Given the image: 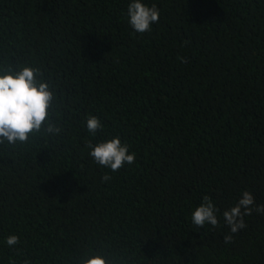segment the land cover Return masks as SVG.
I'll return each mask as SVG.
<instances>
[{
	"label": "trees",
	"instance_id": "trees-1",
	"mask_svg": "<svg viewBox=\"0 0 264 264\" xmlns=\"http://www.w3.org/2000/svg\"><path fill=\"white\" fill-rule=\"evenodd\" d=\"M131 2L0 0V69L40 68L61 128L0 144V264H264V0H142L143 34ZM116 137L135 161L113 172L87 144ZM204 196L216 227L192 223Z\"/></svg>",
	"mask_w": 264,
	"mask_h": 264
},
{
	"label": "clouds",
	"instance_id": "clouds-1",
	"mask_svg": "<svg viewBox=\"0 0 264 264\" xmlns=\"http://www.w3.org/2000/svg\"><path fill=\"white\" fill-rule=\"evenodd\" d=\"M128 23L138 33L151 30V26L159 22L160 12L155 4L148 6L142 0H132L128 7ZM182 63H187L186 57L179 58ZM0 144L7 142L10 145L24 144L30 136L41 133L59 134L60 127L51 122L50 108L55 99L54 92L49 83L43 79V73L38 67L17 66L0 69ZM46 121L47 124H46ZM87 131L93 136L102 128L96 116H90L86 122ZM89 155L94 162L102 168H109L113 172L120 170L125 164H133L135 153L129 154L128 146L121 143L119 137L93 145L88 142ZM111 179L108 174L102 180ZM204 203L192 213V223L197 227L205 224L218 226L219 221L215 214L218 209L214 207L209 196L203 197ZM254 206V197L250 192H243L242 198L229 210L224 211L225 224L231 233H237L247 225L244 217L251 215ZM258 213L264 214V204L256 206ZM232 240L231 234L224 235L225 243ZM6 243L9 248L19 243V237L11 235ZM25 264H28L26 261ZM83 264H112L105 255L95 254L83 260Z\"/></svg>",
	"mask_w": 264,
	"mask_h": 264
}]
</instances>
